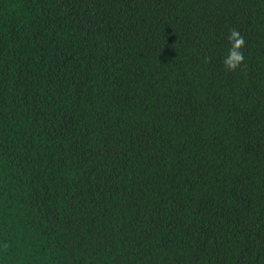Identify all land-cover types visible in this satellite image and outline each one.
<instances>
[{
    "label": "trees",
    "instance_id": "obj_1",
    "mask_svg": "<svg viewBox=\"0 0 264 264\" xmlns=\"http://www.w3.org/2000/svg\"><path fill=\"white\" fill-rule=\"evenodd\" d=\"M0 264H264V0H0Z\"/></svg>",
    "mask_w": 264,
    "mask_h": 264
},
{
    "label": "clouds",
    "instance_id": "obj_2",
    "mask_svg": "<svg viewBox=\"0 0 264 264\" xmlns=\"http://www.w3.org/2000/svg\"><path fill=\"white\" fill-rule=\"evenodd\" d=\"M228 41L230 47L227 50V55L222 58V63L228 71L232 72L244 63L245 57L242 50L245 47V39L239 31L233 29L228 33Z\"/></svg>",
    "mask_w": 264,
    "mask_h": 264
}]
</instances>
